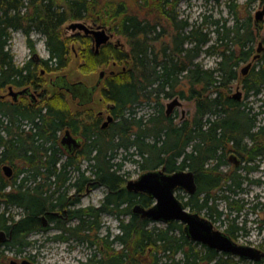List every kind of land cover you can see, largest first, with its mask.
<instances>
[{"label":"trees","instance_id":"16d2710c","mask_svg":"<svg viewBox=\"0 0 264 264\" xmlns=\"http://www.w3.org/2000/svg\"><path fill=\"white\" fill-rule=\"evenodd\" d=\"M95 1L0 0V90L6 86L37 87L41 81L33 61L22 67L15 65L8 47L12 32L23 33L32 52L35 44L31 34L43 36L49 57L40 63L50 72L61 71L68 65V44L62 35V26L68 22L85 21L94 14L93 20L113 27L127 40L128 51L109 45V53H99L93 58L98 66L107 64L112 58L126 68L120 74L110 76L102 91V96L114 106L115 122L106 128L98 124L97 133L87 137V149L80 154L91 174L87 176L86 168L82 169L79 188L94 175L98 185L107 190L99 207L82 208L77 215L82 228L79 236L82 244L91 247L93 236L97 239L98 255L94 252L88 264H208L213 261L215 264H234V258L227 254L219 255L189 241L178 222L163 227L150 226L151 222L132 215V205L140 203L149 207L152 200L123 188V176L113 159L115 150L126 152L133 147L134 154L140 157L133 161L142 169L165 167L168 173L177 169L193 171L197 191L184 202L185 208L189 206L196 212L203 210L209 216L216 214V219L224 215L229 222L226 232L233 237L234 218L229 219V216L244 209L236 198L242 191L243 178L236 174V169L226 175L219 168L226 165L225 156L230 151L247 163H254L256 157L264 153V143L257 142L264 136V126L254 131L257 114H252L246 103H239L229 96L232 83L239 81L246 98L259 101L260 108L264 109V50L246 75L237 71L240 63L248 62L254 56L253 48L248 44L254 41V27L260 22L251 21L249 15H239L234 0H229L228 6L234 13L231 26H227V18L210 20L211 15H204L201 23L190 25L179 18L178 0H174L173 6H167L169 0H160L154 22L146 15L140 16L138 11H127L122 3L99 6ZM212 1L218 3L221 0ZM253 1L264 4V0H248V3ZM208 18L212 28L203 32ZM162 19L169 23L172 33H167L158 22ZM188 27L190 29L186 30ZM168 35L169 42L165 43L164 37ZM209 42L212 43L209 48L218 50V60L214 68L203 69L193 60L198 57L201 46ZM183 81L189 85L187 95L179 89ZM176 95L193 100L191 120L174 124L163 115L145 123L141 119L132 120L135 106L145 102L150 105L160 96ZM75 124L78 120L59 107L47 105L43 109L0 103V166H22L12 182H7L0 169V207L7 212V206L12 205L21 212L15 221L13 215L0 212V230L13 228L11 244L17 248L16 252L31 246L29 235L42 229L39 216L49 205L56 206L63 199V196L56 197L55 191L63 185L60 179L69 164L61 159L64 154L59 134L66 126ZM132 125L137 128L134 132L130 130ZM108 128L111 133L107 135ZM77 130L78 126L75 127ZM85 130L90 131V127H84ZM211 163L214 164L209 166ZM252 169L254 167L249 165L242 168L246 173ZM218 203H224V214L217 210ZM103 214H109L119 222L120 234L113 235L110 240L109 233L99 237ZM242 229L236 227V232ZM58 238L65 239L67 235ZM115 244L120 248L115 249Z\"/></svg>","mask_w":264,"mask_h":264},{"label":"rangeland","instance_id":"374dc122","mask_svg":"<svg viewBox=\"0 0 264 264\" xmlns=\"http://www.w3.org/2000/svg\"><path fill=\"white\" fill-rule=\"evenodd\" d=\"M235 6L239 7V15H249L251 17V21L254 20L255 13L261 9L262 5L258 1H253L251 3H248V0H234ZM108 3H113L114 5H118L119 3H122L124 6H126L127 11L130 12L135 10L139 12L140 16L146 15L150 22H154L157 20H154L156 16H158V7L161 6L160 0H96L95 4L99 6H105ZM174 0H169V3L167 6H173ZM229 0H221L220 2H215L212 0H178L177 3V12L179 13V18L187 20L190 25L192 24H199L201 23L203 16L207 15L208 17L211 15V19L208 18L206 21L205 26L203 27V32L210 31L212 27H210V20H216L221 18H227V26L232 25V14L233 10L230 9L229 11ZM94 14H90L89 18H87L85 21H79L86 25L88 28L97 29V27L105 28L106 34H109L111 37L109 38V42L102 47H100L98 50L94 47L93 42V35L92 34H85L82 30H72L69 28L70 24L73 22H68L65 25L62 26V35L65 38L68 49H69V55H68V65L65 69L61 71L56 72H50L47 70L41 63L37 64V69L39 71V77L41 78V81L37 84L39 85L38 92L41 94L39 101L37 105H35V108H45L48 106H53L55 108L59 107L65 110H68L73 115H78L80 120L85 122H91L89 116L95 117L98 112L102 111L104 113V117L100 121V125L104 124L106 122V111L108 110V106L111 104L109 101H107L102 96V91L106 86V80L110 78V73H114V75L120 74L123 70L124 66L122 63H117V61H114L112 58H109V61L107 64L98 66L94 62L93 58L96 57L99 53L102 55L103 53H109V45L113 47H118L121 50L128 51V46L126 43V38L119 35L116 30L113 29V27L108 25H103L102 21H95L93 20ZM110 18V17H109ZM113 18V15H112ZM113 20V19H111ZM76 22V21H74ZM159 23H161L163 28L167 31V33H172V28L170 27L169 23L165 20H158ZM264 20L263 22H260L259 25H256L254 27V41L252 43H249L248 45L253 48L252 55L256 54L257 48H258V42L263 41L264 42ZM190 27H188L186 30H189ZM91 37H90V36ZM169 35L164 37V42H169ZM31 40L35 44V51L32 52L26 45V37L23 33L17 31L12 32L10 34L9 39V50L13 57V61L16 66L22 67L24 66L28 61H32L33 53H36V56L42 59H47L48 52L45 49L44 45V38L42 35L37 33H32L30 36ZM211 42L207 44H203L201 46V51L193 61L194 63H198L200 67L203 69H211L216 66V62L218 60L216 49H211L209 46H211ZM264 45V44H263ZM190 46V45H189ZM232 45L230 44L229 47ZM159 44H157V50H159ZM251 61V59L249 60ZM248 61V62H249ZM34 62V61H33ZM248 62L240 63V65L237 68V71L240 72ZM255 63V62H254ZM256 66V65H255ZM41 71H44V73H40ZM100 72H104V79L102 81V85L99 88V90L94 94L93 102L86 106V107H79L77 106V100L72 101L69 94L65 92L59 91L57 88L52 87L49 84L50 80H54L56 76L59 75H65L67 80L72 83L76 82H82L86 85H93L97 81V78L99 77ZM101 83V82H100ZM182 86V87H181ZM182 88L184 92H186V95L189 93V85L186 81H183L179 87V89ZM15 91H19V89L14 88ZM240 92V99L238 100L239 103H246L248 107H251L252 114L256 113V119L255 124L256 128L254 131L257 130V127L264 126V109L260 108V102H255L251 98H246L244 90L241 87V84L239 81L232 83L229 91V96H234L237 92ZM178 98L180 102V106L175 107L171 115L168 117L174 124L182 123L186 120H191L194 114V104L193 100L188 99H182L179 96H172L170 98H163L162 96L159 97L158 100H152L150 105L147 104H140L139 106H135V115L132 116L135 118V120H142L143 123H145L148 119H151L153 117H158L161 115L165 116L166 111V105L171 102L174 98ZM21 102H24V100H21ZM29 102V101H28ZM159 112V113H158ZM115 118L114 121L115 122ZM104 122V123H103ZM112 122V123H113ZM110 125V124H109ZM112 125V124H111ZM111 125L109 127H111ZM108 127V126H107ZM131 132L136 131V127L133 125L130 127ZM111 133V128L107 130L106 134ZM60 136H63L60 134ZM59 136V137H60ZM132 139V138H131ZM151 139H145V141H150ZM257 142L264 143V136H261L259 139H257ZM114 143H117L115 140ZM124 143H127V141H124ZM229 147V146H228ZM190 150V148H188ZM115 158L113 159V163L117 165V167L120 169L119 174L123 176L124 179V185L127 181L135 180L137 179L143 172H145L147 169H142L140 165L137 162H134L133 160H140L139 156H136L135 149L132 147L128 151H124L122 149H117L114 151ZM134 154L130 156V154ZM227 154L225 156L226 160ZM61 159L64 160V156H61ZM245 165L256 167L255 170H251L249 172H245L244 170L240 169L238 170L236 168V174L243 178V182L241 184L242 191L239 192L237 199L240 200L239 204L243 205L242 212H239L237 215H230L229 219L234 218V225L233 227V240L239 244V245H246L252 248H255L257 250H260L264 253V154L257 157L255 162L247 163V161H244ZM214 163H211L209 166L213 165ZM21 164H17L15 167H13L12 170V180L16 176V171L21 169ZM84 168V167H83ZM219 170L223 173L228 175L229 173H232L233 165H223L220 166ZM14 172V173H13ZM2 174L4 175V172L2 171ZM245 179V180H244ZM252 181H259L258 184L252 183ZM61 188V187H60ZM107 194V190L102 187L98 186L94 190H92L89 194L84 196L81 200V205L83 206H93V207H99L102 200ZM176 197L181 201L184 202L188 199V195L182 191V190H176L175 192ZM253 208V209H252ZM187 211H192L191 207H186ZM217 210L223 212V214L226 212L224 203H218ZM12 212H14L12 215L14 219H18V216L21 214L20 209L13 208ZM202 217L207 218L209 221L212 222L214 229H217L221 232H226V229L228 228L229 222L225 219L224 215H221L219 219H216L215 216H209L205 213V211H201L199 213ZM124 219H127L128 217L123 216ZM101 221V229L99 231V237H105L107 233H109V240L113 237V235L120 234L118 229V220H116L113 216L109 214H103L100 218ZM150 226H159L163 227L164 224L162 223H151ZM236 227L243 228L242 230H239L236 232ZM93 234V233H91ZM90 234V235H91ZM45 235L46 233L44 231H40L36 234L29 235V242L31 246L26 247L22 252H27L31 255H39L38 256V264H68L67 262H70V264H76L74 260L69 259H62L61 262H57L54 260H49L48 254V248H50L52 245L45 242ZM58 246V245H53ZM59 247L64 248V244L59 245ZM102 248V247H101ZM115 249H119L120 246L118 244L114 245ZM98 246L92 247L87 249L86 243H83L80 246V253H76V251L73 253L76 256H79L82 261H86L89 256L94 254L98 255ZM21 252V254H23ZM14 253L16 256L19 255V253H16L13 250H9L8 252L4 253L5 256H8L9 258L11 256H14ZM96 255V256H97ZM5 261V260H4ZM9 260L5 261V263H8ZM234 264H264V259H261L258 262H252V261H241L238 258L233 259ZM210 264H214V262H211Z\"/></svg>","mask_w":264,"mask_h":264},{"label":"flooded vegetation","instance_id":"af4514ba","mask_svg":"<svg viewBox=\"0 0 264 264\" xmlns=\"http://www.w3.org/2000/svg\"><path fill=\"white\" fill-rule=\"evenodd\" d=\"M262 43L264 44V42H262ZM263 50H264V45H263ZM32 55H33V57L31 60L34 61V63H36V64H40L41 58L36 56V53H33ZM124 70H125V67H124ZM40 73H44V71H41ZM110 75L112 76V75H114V73L111 72ZM60 76H64L66 79L65 83H64V87L60 86L61 84H58V82H57V77H60ZM103 79H104V75L101 79V83L100 82L97 83L99 81V77H98L95 84L86 85L85 83H82V82H76V83L69 82L65 75H59V76H56V78L54 80H50L49 84L52 87L57 88L59 91L69 94L72 101L77 100V106L86 107L93 102L94 94L101 87ZM78 83L82 84L86 88V90L94 88V91L92 92V95H91L92 98H91L90 102H86L85 100H81L79 97V93H72L70 90H68L67 85L68 86H70V85L74 86ZM9 87H11L14 92H16L14 90V88H16V87H13V86H6L4 89H1L0 90V103H9L10 105H13V106L22 105V106H29V107H34L35 105H37L39 98L41 96V94L38 92L39 85H37V87L28 85V86H24L21 88H16L19 90L26 89V93L19 95L17 97L16 101L13 100V98L9 95V90H8ZM21 100H24V102H21ZM113 108H114V106L112 104H110L108 106V110L106 111V121H107L108 117H112V119H113L111 122H109V124H112V122L114 121V115L112 112ZM71 115L75 120H78V124L70 125L68 127L66 126L62 130V132L64 135L65 132L68 131L70 133V135L75 140L78 141L79 148L72 150V151H70V149H68L69 150L68 151L67 148H65L64 146H62L60 144L62 152L64 154V160H66L69 164V165L65 164L66 170L64 171V175H62V178L60 179V180H63L62 181V182H64L63 185L61 186V188H59L58 191H55V196L58 198H61L63 196V199L60 200L59 204L56 206L49 205L48 208L43 212V214H41L39 216V220L41 221V226H42L41 232L44 231L46 233V235H45L46 244L49 243L52 245L50 248H48V253L50 252V254H48L49 260L61 262L62 259H69V260H74L76 262V264H88V259L90 257H92L93 254L91 256H89V258L86 261H82L79 256H76L75 254H73L75 251H76V253L81 254L80 246L82 245V242L80 241V237H79L82 233V228H81L80 221H79V218L77 217V215L79 213V210L83 208V206L81 205L82 198L84 196H86L87 194H89L92 190H94L99 185L95 179V176L92 175L91 179L89 181H86L84 183V185L81 188H79V185L82 183V179L80 177L82 169L86 168L85 173L87 176H89L91 174L90 171L88 170L90 167L88 166V164L82 162V157L80 156V154L82 151H85L87 149V143H88L87 137L90 134L97 133L98 127H99L98 124L102 120V118L104 117V113L102 111H100L97 113V115L95 117L89 116L90 120H91L90 123L80 120L78 115H73V114H71ZM76 126H78L77 131H75ZM84 127H90V131H86V130L84 131ZM62 132L60 134H62ZM60 134H59V136H60ZM62 137L63 136L59 137V142H60ZM0 151H1V148H0ZM231 154L236 155L240 159V163L237 166H234V164L229 161V156ZM257 157H259V156H257ZM226 158H227L226 159V165L232 164L233 169L237 168L238 170H240L245 166V164H244L245 162L242 160V158H240L233 151L228 152ZM252 164H253V162H252ZM4 166L10 167V169H11L10 175L8 177L7 176H5V177H6L7 182H12L14 180V179L12 180L13 167L10 165H4ZM4 166H0V169L3 172H4V170H3ZM221 166H223V165H221ZM83 167H85V168H83ZM255 169H256V167H254V169H252V170H255ZM148 170H152V169H148ZM66 171H67V173H66ZM65 174H66V177H65ZM194 176H195V174H194ZM52 180H55V179H52ZM195 181H196V176H195ZM196 186H197V182H196ZM9 188L10 187H8V190H9ZM177 190H179V189H177ZM141 195H143V194H141ZM194 195L195 194L188 195V197H191ZM87 207H89V206H84V208H87ZM13 208H14V206H12V205H10V207L7 206V212H6L7 216H10V215L12 216V214L14 213V212H12ZM193 212H196V211L193 210ZM198 213H200V212H198ZM0 231H4L7 235L10 234V238L8 240H6L3 243H0V264H22L23 261H28L30 264H38V256L39 255H31L27 252H22V251L16 252L17 248L15 249V247H13V244H11V241H13V239H12L13 228H11V229L7 228V230H0ZM68 231L70 232V234ZM223 233L228 234L227 232H223ZM34 234H36V233L34 232ZM96 234L97 233L95 232L94 235H96ZM61 235H63V236L67 235V238H65V239L58 238V236H61ZM228 235L233 239V237L230 234H228ZM91 241L93 243V245L91 247L88 244H86V247L89 250L92 247H96V245H95L97 242L96 237L93 236ZM193 243H196V242H193ZM61 244H64V248L59 247V245H61ZM53 245H58V246H53ZM16 246H18V243ZM25 248L26 247H22V250H24ZM207 249H209V248H207ZM9 250H13L16 253H19V255L16 256L14 253V256H11L10 258L8 256H5L4 253L8 252ZM209 250H212V249H209ZM21 252L23 254H21ZM214 252L219 254V255L225 254L222 252H216V251H214ZM228 256H230L231 258H234V259L238 258V257L231 256V255H228ZM238 259L241 261H249V260H242L240 258H238ZM4 260L5 261L9 260V261H8V263L7 262L5 263ZM213 262L215 264V261H213ZM67 263L70 264V262H67ZM208 264H210V263H208Z\"/></svg>","mask_w":264,"mask_h":264},{"label":"water","instance_id":"95a60500","mask_svg":"<svg viewBox=\"0 0 264 264\" xmlns=\"http://www.w3.org/2000/svg\"><path fill=\"white\" fill-rule=\"evenodd\" d=\"M264 20V4L254 16L255 22H261ZM70 29L82 30L85 34L93 35V42L95 49H99L100 46L109 42L111 37L106 34L105 28L97 27V29L88 28L81 22H73L69 26ZM263 51V43L258 42V48L256 54L251 58L246 66L240 71L242 76L246 75L253 62L260 57ZM104 75V72L99 74V82ZM65 77H57L58 84L64 87ZM68 90L72 93H79L81 100L90 102L92 98V92L94 88L87 89L82 84H76L74 86H68ZM9 95L13 100H17L19 95L26 93V89H22L14 92L9 87ZM240 92L238 91L233 99H240ZM180 106L178 98H174L166 105L165 116L169 117L175 107ZM112 121V117H108L107 121L102 125L105 128L109 122ZM60 144L70 151L79 148L78 141L75 140L68 131L65 132L60 140ZM69 151V150H68ZM229 161L237 166L240 163V159L231 154ZM5 176H9L11 169L9 166L3 167ZM123 188L133 194H143L152 200V205L144 207L140 203L132 205L130 213L138 216L140 219L147 220L149 222L162 223L164 225L178 222L183 226V233L185 237L191 241L199 243L209 249L216 252H222L231 256L238 257L242 260H249L258 262L264 259V253L255 248L239 245L226 233L214 229L213 224L206 218L199 215L198 212L187 211L184 204L176 197L175 191L177 189L183 190L188 195H193L197 191L196 181L194 173L188 169H177L173 172H166L165 167H159L152 170L143 172L137 179L127 181ZM10 238V234H6L4 231H0V243L5 242ZM22 264H30L28 261H23Z\"/></svg>","mask_w":264,"mask_h":264},{"label":"bare ground","instance_id":"6f19581e","mask_svg":"<svg viewBox=\"0 0 264 264\" xmlns=\"http://www.w3.org/2000/svg\"><path fill=\"white\" fill-rule=\"evenodd\" d=\"M154 45V44H153ZM159 113V112H158ZM113 120V119H112ZM59 134V133H58ZM227 159V158H226ZM64 165V164H63ZM65 166V165H64ZM240 167V166H239ZM97 168V167H96ZM72 169V168H71ZM89 170V169H88ZM218 193V192H217ZM10 207V206H9ZM1 208V210H0V212H2V211H5L4 210V207L2 206V207H0ZM11 209V208H10ZM6 212V211H5ZM11 213V212H10ZM12 214V213H11ZM216 215V214H215ZM11 216V215H10ZM7 217V216H6ZM13 217V216H12ZM10 220V219H9ZM13 220L15 221V219L13 218ZM8 223H10V222H8ZM61 223V222H60ZM11 224H12V221H11ZM10 224V225H11ZM69 232V231H68ZM69 234H70V232H69ZM77 237V236H76ZM90 238V237H89ZM98 238V237H97ZM94 241V240H93Z\"/></svg>","mask_w":264,"mask_h":264}]
</instances>
